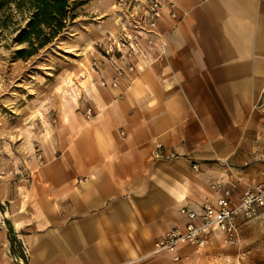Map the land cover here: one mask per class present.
<instances>
[{
	"label": "crops",
	"instance_id": "crops-1",
	"mask_svg": "<svg viewBox=\"0 0 264 264\" xmlns=\"http://www.w3.org/2000/svg\"><path fill=\"white\" fill-rule=\"evenodd\" d=\"M158 1L156 19L151 0L122 2L139 18L133 56L98 50L133 29L114 0L75 20L77 110L51 105L39 148L0 167V264H264V215L239 217L233 243L215 230L204 249L155 246L216 201L213 184L235 204L264 186V0Z\"/></svg>",
	"mask_w": 264,
	"mask_h": 264
},
{
	"label": "rangeland",
	"instance_id": "rangeland-1",
	"mask_svg": "<svg viewBox=\"0 0 264 264\" xmlns=\"http://www.w3.org/2000/svg\"><path fill=\"white\" fill-rule=\"evenodd\" d=\"M93 1L70 0L76 18L69 22L65 31L52 44L28 59L18 57V51L26 49L28 45H19L16 38L19 30L26 27L30 12L26 8L19 11L15 7L0 12V167L14 161L29 141L35 149L39 148V142L33 140L52 130L56 119L55 113L45 112L51 105L58 109L59 115L62 111L74 113L77 110L79 90L74 82L85 77L79 71L76 76L66 72L78 63L83 51L80 47L71 46L74 38L72 27L77 18H89L85 7ZM123 1L126 0H114L119 8L118 16L123 18V14H126L133 29L129 31L123 28L109 42L99 45L102 57L110 58L114 52L117 53L118 44L121 49L125 46L129 48L126 37L138 34L139 23L136 21L139 18L128 9L123 12ZM153 29L155 27L149 28L150 31ZM131 66L128 70H133ZM89 69L93 72L92 68ZM119 71L124 74L122 69ZM117 75L120 84L122 76ZM5 172V169L0 170V175L4 176Z\"/></svg>",
	"mask_w": 264,
	"mask_h": 264
},
{
	"label": "built area",
	"instance_id": "built-area-1",
	"mask_svg": "<svg viewBox=\"0 0 264 264\" xmlns=\"http://www.w3.org/2000/svg\"><path fill=\"white\" fill-rule=\"evenodd\" d=\"M151 8L149 11L153 19L159 18L161 15L162 3L158 0H151ZM175 14L173 13V16ZM155 21L149 23L150 27H154ZM128 38V39H127ZM129 42L128 54L136 55L138 45H140L139 34L126 37ZM121 49L120 44H118ZM130 69H133L131 66ZM123 75L122 71L117 72L112 79V85L119 84V77ZM91 110L87 111V115L91 116ZM212 189L218 196L214 203H206L202 207L200 214L185 210L184 213L189 218L186 227L181 230L174 228L167 235L161 237L155 242L157 250L171 248L179 243H188L196 246L199 249H204L212 237L215 230L221 231L227 242H236L239 233L237 221L239 217L246 220H255L261 215H264V186L257 185L248 188L238 198V203L235 204L232 191L226 188L221 182L212 185ZM196 221H199L198 223Z\"/></svg>",
	"mask_w": 264,
	"mask_h": 264
},
{
	"label": "trees",
	"instance_id": "trees-1",
	"mask_svg": "<svg viewBox=\"0 0 264 264\" xmlns=\"http://www.w3.org/2000/svg\"><path fill=\"white\" fill-rule=\"evenodd\" d=\"M12 7L30 12L26 27L16 38L19 45H28L18 51L21 59L31 58L52 44L76 18L70 0H0V12Z\"/></svg>",
	"mask_w": 264,
	"mask_h": 264
},
{
	"label": "bare ground",
	"instance_id": "bare-ground-1",
	"mask_svg": "<svg viewBox=\"0 0 264 264\" xmlns=\"http://www.w3.org/2000/svg\"><path fill=\"white\" fill-rule=\"evenodd\" d=\"M152 28H154V27H152ZM141 47H142V45H141V41H140V45H138V50L139 51L141 50Z\"/></svg>",
	"mask_w": 264,
	"mask_h": 264
}]
</instances>
